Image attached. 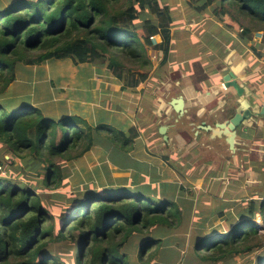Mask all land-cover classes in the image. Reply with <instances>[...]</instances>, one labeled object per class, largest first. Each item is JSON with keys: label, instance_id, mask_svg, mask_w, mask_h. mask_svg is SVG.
<instances>
[{"label": "trees", "instance_id": "16d2710c", "mask_svg": "<svg viewBox=\"0 0 264 264\" xmlns=\"http://www.w3.org/2000/svg\"><path fill=\"white\" fill-rule=\"evenodd\" d=\"M161 1L15 0L0 8V95L17 81L20 65L40 66L53 60L108 64L117 78L132 76V86L147 81L151 72L162 78L170 61L175 13L166 5L158 20L139 17ZM186 4L195 15L212 10L227 29L240 31L257 56H264L258 52V46L264 48V36L262 42H253L254 34L264 32V0H188ZM137 19L144 21V29L134 27ZM222 33L239 46L238 38ZM157 35L161 43L153 46L151 37ZM157 47L165 56L155 67L150 49ZM9 103L0 102V145L22 160L42 163L37 177H43V190L60 188L66 179L61 162L83 157L97 138L106 134L114 151L130 157L138 137L136 129L128 134L109 124L94 127L76 115L49 118L28 102L18 108ZM144 111L143 120L148 121L151 113L148 107L141 108ZM139 165L143 170L137 166L140 175L130 187L88 193L65 209L54 207L37 189L0 176V264H136L125 251L128 243L137 245L138 264H156L159 250L169 244L166 233L188 226L190 218L179 206L182 202L186 208L184 196L170 193L167 184L151 185L157 181L155 174L148 173V164ZM249 214L250 218L221 233L198 234L192 251L198 263L219 264L258 253V263L264 264V235L254 222L258 214L264 222V201L260 206L252 201Z\"/></svg>", "mask_w": 264, "mask_h": 264}, {"label": "rangeland", "instance_id": "374dc122", "mask_svg": "<svg viewBox=\"0 0 264 264\" xmlns=\"http://www.w3.org/2000/svg\"><path fill=\"white\" fill-rule=\"evenodd\" d=\"M13 1L15 0H0V8L7 7ZM187 1L162 0L161 3H153L151 9H147L145 13L139 16L142 19L150 21L158 20L159 14L166 5L170 6L171 10L175 13L176 22L174 25L176 27L172 29L173 41L168 55L172 58L173 62L177 60L180 63L172 65L169 61L164 69L173 70L178 68L176 71L179 74L180 72H183L182 74L185 75L189 74L193 76L192 80L195 83H199L200 78H207L208 76L207 73H204L206 66L210 67L211 71H219L217 74H220V71H223V65H225V57L234 54L239 55L238 57L241 58L243 65L237 73L238 82L244 88H247L253 96L259 95L263 99V103L264 56H257V53L250 49V45L252 44H245L240 31L227 29L218 21L212 10L207 11L205 14L195 15V11L186 4ZM134 27L144 29V21L137 19ZM222 32L238 38L240 42L239 46L238 44L234 45L233 41H231L232 38H228V35ZM260 34H254L253 38L256 41L254 40L253 42H262L264 32H260ZM161 40L162 37L160 35L151 37L153 46H158ZM195 52L197 56L192 55ZM258 52L264 54L263 46H258ZM150 56L155 67H157L164 58L165 53L159 47L157 49L151 48ZM193 67L195 68L194 71L191 73L186 72L191 71ZM234 67L236 70L237 67ZM201 70H203V73L198 75ZM224 70L226 71L221 73L222 76L217 80H211L210 77L212 75H209V79L206 82L209 89L213 88V85L219 87L222 84L224 74L230 71ZM153 75L154 72H151L147 81L137 86H132V76L126 74L125 79H119L108 68V64L100 62L79 64L72 59H65L48 61L40 66L20 65L17 68V81L11 84L3 95H0V102L5 104L11 102L9 103L11 104V108H18L21 105H25V102H28L27 104L29 105L41 108L44 115L49 118L60 119L67 115H76L85 118L94 127L102 123L109 124L128 134H130V130L136 129L138 139L136 138L135 142L141 139L145 141L149 135H145L146 133L141 135L144 130L143 126L146 125L143 122V117L146 116V113L145 111L143 113L140 112L141 108L148 107L150 111L148 96L155 90V83L165 80L168 81L166 84H172L176 80H172V74L168 71L162 78L152 79ZM217 81L219 82L217 83ZM229 92L230 95L225 97L226 100H228V97H237V94L233 90ZM220 94L222 95L221 92ZM212 109L213 106L209 107L205 116V118H208V123L212 126H215L219 120H227L228 116L224 115L219 119H215ZM134 116L136 117L135 120H137L135 123L131 121V117ZM139 116H141V120ZM192 117L195 118V114ZM192 120L189 119L188 121ZM252 120L254 122H251ZM166 121L172 124L171 121ZM246 123L250 124L251 131L249 130V133L244 135H253L254 138L248 139L244 135H241L237 139V143L239 144L242 141L243 146L252 147L256 146L252 141H257V154H260L264 150V116L259 115V118H252ZM148 128H146L145 132L149 130ZM187 130L189 132H183L185 145L195 144L201 148L202 145L215 146L212 144L217 143L212 138L210 140L206 136H203V133H199L200 137H198L194 135L191 129ZM222 144L220 147L225 146L224 143ZM236 147L239 146L236 145ZM114 149L115 147L106 139V134L103 137L97 138L96 145L83 157L61 162L66 179L63 180L60 188L43 190V177H37V171H39L38 165H42V163L37 159H31L29 162V159L22 160L8 152V149L4 145H0V161L4 169L1 175L7 180L37 189L38 193L46 194L48 201L53 202L54 207L59 205L64 209L65 206L70 208L72 201L83 199L88 193L131 186L130 182L133 176H130L129 173H119L114 168H111L110 165L111 163L114 167L122 170L130 166L131 159L127 155L118 153L116 150L114 151ZM156 149L161 154L165 152L161 145ZM188 149H185L186 155L184 151L181 155V159L185 165L187 167H193L194 165L197 167L201 166L199 165L201 162L199 155L197 156V153H189ZM191 150L195 152V148H191ZM147 152L148 155L142 151L141 153L135 152L132 156L135 160L151 164V168L156 169L154 174L158 178H161L159 170L164 172V168L166 167L169 170L173 168L169 164L172 162L161 160V156H159L158 161L151 159V155L155 154L156 151L149 152L147 150ZM255 158L259 162V158ZM173 163L172 165L175 164ZM138 166H141L143 170V165ZM204 170L208 173V171L211 172L216 169ZM138 171H141V169H138ZM199 171L200 169L194 170L195 173H199ZM243 171L245 172L244 175L241 174L239 178L235 179V181L232 180V183L228 185L219 180L214 183L215 186L212 184L211 178L206 177L205 182L207 183L203 187L197 188V186L191 185L187 180L186 185L182 186L183 190H185L182 192V196H184L182 200L185 202L186 208L182 206V202L179 203V206L183 210V214L186 213V218H190L189 225L169 230L166 233V242L168 241L169 244L159 250L156 264H199L198 259L193 256L192 252L198 234L211 235L217 232L221 233L242 219L251 217L249 205L252 200L249 199L250 196L245 198L242 193L248 191L247 189L249 188L246 183L248 173L245 170ZM237 172L241 171L237 170ZM213 179L216 180L217 177ZM196 180L194 179L193 182ZM199 180L198 184L201 181ZM211 188L213 189L212 191ZM240 191L242 192L239 193ZM190 193H193V203L190 200ZM54 195L58 197L55 198ZM255 196L260 197L259 194ZM253 201L258 206L262 204V202L259 203L258 199ZM52 210H55V208ZM260 220V215H256V219H254L255 227L260 229L261 234L264 235V227L262 226L264 222H260ZM204 221H206L204 228L197 226L198 222ZM185 223H187V220ZM135 247H131L130 243H128L125 251L131 256L132 262L138 264V249L135 251ZM259 259L260 255L253 253L246 256L228 258L219 264H259Z\"/></svg>", "mask_w": 264, "mask_h": 264}, {"label": "crops", "instance_id": "0c3cea01", "mask_svg": "<svg viewBox=\"0 0 264 264\" xmlns=\"http://www.w3.org/2000/svg\"><path fill=\"white\" fill-rule=\"evenodd\" d=\"M192 55L197 56L196 52L193 53ZM238 56L239 55L234 54L232 56L227 57V63H228L227 70L233 69L235 73H238L240 71L243 63H241V58H239ZM170 62L172 65L180 63V61L177 60L173 62L172 58H170ZM234 66L237 67L236 70ZM206 67L204 68V73L210 75L213 71L210 70V67L208 66ZM176 69L167 70L169 73L172 74V80L176 79L174 83L166 84L168 81L165 80H162V82L160 83H155L156 85L155 90L151 92V94L148 96L149 99L148 103L150 104L151 114L149 115L148 118H146L148 119V121L143 120V122L146 125L143 126L144 130L142 131L141 135L146 133L145 135H149V137L147 136L145 141L141 139L140 141H136L134 143V149L132 152L129 153V156L131 158V163L129 168L120 170L117 167H114L109 161L111 168H114L119 173H129L130 176H133V179L130 182L131 185H133L137 180V177L140 175L137 166L140 163L148 164V162L135 160L132 154L135 152L141 153L143 151L146 155H148L147 150L149 152H152L154 150L156 151V153L151 155L152 156L151 159H153L154 161H158V159L160 158L159 156H161L160 158L161 160L165 162H169V161L172 163L174 162L175 164L173 163L174 165H172V163H169L170 166L173 167L170 170L167 169V167L164 168V172L162 170H159L161 178L155 176L157 181L155 183H152L151 185H155L156 187L159 186L160 184H167L169 185V187L167 186L169 192L174 193L175 191L177 196H182L183 193L181 187L187 182V180L191 183V185L194 184L195 186H197V188L203 187L205 183H207L205 182L206 177L211 178L213 185H215L214 183L218 182L219 180L222 183L228 185L229 183H232L231 182L232 180L235 181V179L239 178L241 174L244 175L245 172L243 170H245L248 173L246 183L248 184L249 188L247 189L248 191L245 192L240 191L239 193L242 192L245 198L250 196L249 199L252 201L258 199L259 203L263 202L264 193L262 192L264 191V150L261 151L260 154H257V150H258L257 141H252L256 145L252 147L243 146L242 144L243 142L241 141V143L239 144L237 143L239 147H237L235 151H232L230 148H228L226 144L223 147H220L218 145L217 146L202 145L201 148L200 146H195L193 147L195 148V152L191 150V148L188 149L187 146L185 145V138L183 136V132L188 131L187 129H191L192 131L193 130L195 131L196 128L199 130V133H203V136L211 135L210 133H207L202 129H200L203 122L208 123L207 121L208 118L207 117L205 118L207 111L209 107L213 106L212 113H214L213 114L214 116L215 111L223 108L228 100H226V98L220 94L221 89L219 87H215V85H213V88L209 89L208 84H206V81H208V79L205 80V78H203V80H200L199 83H195L192 80L193 76L189 74L186 75L182 74L183 72H180L179 74L176 71ZM194 69L195 68L193 67L191 71H186V72L191 73L192 71H194ZM221 76H222L221 74H216V75H212L210 78L211 80H217ZM155 78H156L155 75H153L152 79ZM218 82L219 81H217V83ZM183 85L186 86L183 87ZM245 90H246L245 100L249 102V104L253 107L254 110L260 111L262 107L264 108V102L262 103L263 99L259 95L255 97L251 94V92L248 91L247 88H245ZM179 97L184 98L187 105L186 109H194L192 111V115L195 114V118L192 120L194 121V123H191V121H189L190 126L189 125L183 126L179 124L178 119L180 115L171 106L172 101ZM163 113L165 116H168V114L173 115V120L171 117L169 118V120L167 119L168 121L171 122L173 121L172 124H167L165 123L166 122L165 120H162ZM134 117H131V121L133 123L137 121L135 120L136 117L135 118ZM251 122H254V120H252ZM194 125L196 127H194ZM162 126H167L168 128V131L166 133L167 137H164L159 132V129ZM146 128L149 129L147 132H145ZM178 128H182V129L178 130ZM244 136L245 138L248 139L254 138L253 135H244ZM219 141L221 142L222 140ZM159 145H161V147L165 150L163 154H161L160 151L156 149ZM166 148L168 149L167 151ZM185 149L186 150L188 149L189 153L192 154L197 153L196 155L197 156L199 155L201 161L199 165L201 166L197 167L194 165L193 167H187L185 165L184 161H182L181 159V155L183 151L185 155L187 154ZM255 157L259 158L260 163ZM169 164L167 165L169 166ZM150 165L151 164H148V173L150 174L155 173L156 169H152ZM197 169H200L199 173L194 172V170L196 171ZM204 169H216V170L215 171L213 170L211 172L207 170L208 173H206ZM237 170L241 172L238 173ZM214 177H217V179L214 180L213 179ZM194 179L197 180L193 182ZM198 180L200 181L199 184H198ZM212 190L213 189L211 188V191ZM257 194H259L260 197L255 196Z\"/></svg>", "mask_w": 264, "mask_h": 264}, {"label": "water", "instance_id": "95a60500", "mask_svg": "<svg viewBox=\"0 0 264 264\" xmlns=\"http://www.w3.org/2000/svg\"><path fill=\"white\" fill-rule=\"evenodd\" d=\"M226 70L220 71L224 73ZM220 73V74H221ZM221 93L224 97L230 95L229 91L233 90L237 97L230 98L225 106L221 109L215 111L214 118L219 119L222 115L228 116L227 120H219L216 122L215 128L208 125L207 122H203L200 129L207 133H212V138L214 136H219L225 139V143L229 145L230 149L234 151L237 145V139L240 135V128L244 127V134H248L250 130V124L246 122L252 118H259V115L264 116V108L262 107L260 111L254 110L253 107L245 101V88L239 84L237 73L232 69L222 78V84L219 86ZM171 105L176 110L178 114H183L186 110V102L183 97L176 98L172 101ZM230 112L228 113V111ZM229 119V120H228ZM167 127L162 126L160 128V133L167 137L166 135Z\"/></svg>", "mask_w": 264, "mask_h": 264}, {"label": "flooded vegetation", "instance_id": "af4514ba", "mask_svg": "<svg viewBox=\"0 0 264 264\" xmlns=\"http://www.w3.org/2000/svg\"><path fill=\"white\" fill-rule=\"evenodd\" d=\"M225 65H223V67H222V70H224V69H227L228 68V66H227V57H225ZM224 61H223V63H224ZM228 74V73H227ZM226 74H224V76H225ZM223 76V77H224ZM186 85H183V87H185ZM172 106V105H171ZM172 108H173V106H172ZM194 109H186L185 111H184V113L181 115V114H179L180 115V117H179V119H178V122H179V124L180 125H189L190 124V122L188 121L189 119H194L192 116V111H193ZM196 111V110H195ZM198 114V113H197ZM172 118V120H173V115L172 114H168V116H165L164 115V117H162V120H169V118ZM177 119H175V120H177ZM173 122V121H172ZM175 122V121H174ZM165 123H167V124H170V122H165ZM191 123H194V121H191ZM167 124H165V125H167ZM208 125H210V126H212L211 124H208ZM190 126V125H189ZM167 127V126H166ZM194 127H196L195 125H194ZM194 127H192V128H194ZM213 128H215V126H212ZM182 128H178V130H181ZM245 128L244 127H241L240 128V135H239V137L241 136V135H244V133L243 132H241L242 130H244ZM167 131H168V128H167ZM159 132H160V129H159ZM167 133V132H166ZM193 133H194V135H196V136H198V137H200L199 136V130L198 129H196L195 128V131L193 130ZM167 135V134H166ZM164 136V135H163ZM212 133H211V135H206V137L208 138V139H210L211 140V138H212ZM214 141H216L217 143L216 144H212V145H215V146H222L223 144L222 143H224V144H226L225 143V139L224 138H222V137H219V136H214V138H212ZM219 140H222L221 142L219 141ZM227 145V144H226ZM238 145V144H237ZM188 148H193V147H195L196 145L195 144H190V145H186ZM192 146V147H191ZM228 146V148H230L229 147V145H227ZM236 149H237V147H236ZM235 149V150H236ZM234 150V151H235Z\"/></svg>", "mask_w": 264, "mask_h": 264}, {"label": "built area", "instance_id": "2783aa9c", "mask_svg": "<svg viewBox=\"0 0 264 264\" xmlns=\"http://www.w3.org/2000/svg\"><path fill=\"white\" fill-rule=\"evenodd\" d=\"M4 169H3V166L2 164H0V176H2L1 174L3 173Z\"/></svg>", "mask_w": 264, "mask_h": 264}]
</instances>
